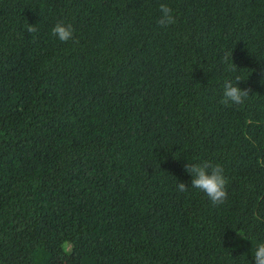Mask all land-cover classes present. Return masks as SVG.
<instances>
[{
	"label": "trees",
	"instance_id": "16d2710c",
	"mask_svg": "<svg viewBox=\"0 0 264 264\" xmlns=\"http://www.w3.org/2000/svg\"><path fill=\"white\" fill-rule=\"evenodd\" d=\"M205 159L221 205L184 170ZM260 242L264 0H0V264H255Z\"/></svg>",
	"mask_w": 264,
	"mask_h": 264
},
{
	"label": "clouds",
	"instance_id": "9594fccd",
	"mask_svg": "<svg viewBox=\"0 0 264 264\" xmlns=\"http://www.w3.org/2000/svg\"><path fill=\"white\" fill-rule=\"evenodd\" d=\"M158 10L159 18L157 23L162 28H167L176 23L173 9L168 4H159ZM26 30L29 33H35L37 31L35 26L30 23L26 25ZM51 32L52 35L61 42L67 43L73 41V27L71 24L58 22L52 27ZM222 61L230 71H235L234 66L236 65L233 63L232 50H226L224 52ZM241 80H243V78L236 75L233 79L224 81L221 99L222 104L226 106H241L245 104L246 100L249 98L250 89L240 88L238 82ZM184 170L191 175V187L204 193L214 206L225 203L228 195L226 191L228 181L224 175V168L219 163H214L212 160L205 159L198 163L185 164ZM177 189L179 192L184 193L188 191V186L180 182L177 185ZM253 260L255 264H264V242H260L256 245Z\"/></svg>",
	"mask_w": 264,
	"mask_h": 264
}]
</instances>
